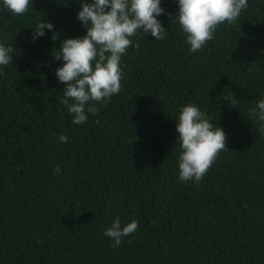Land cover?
Segmentation results:
<instances>
[{"label":"trees","instance_id":"obj_1","mask_svg":"<svg viewBox=\"0 0 264 264\" xmlns=\"http://www.w3.org/2000/svg\"><path fill=\"white\" fill-rule=\"evenodd\" d=\"M161 6L164 38L129 37L119 93L77 125L54 52L86 35L81 0H29L20 15L0 0V44L15 49L0 65V264H264V134L249 115L264 99V0L194 53L178 0ZM39 22L58 38L33 40ZM185 104L226 134L198 185L179 178ZM117 217L138 229L114 248L104 231Z\"/></svg>","mask_w":264,"mask_h":264},{"label":"clouds","instance_id":"obj_2","mask_svg":"<svg viewBox=\"0 0 264 264\" xmlns=\"http://www.w3.org/2000/svg\"><path fill=\"white\" fill-rule=\"evenodd\" d=\"M3 4L20 15L27 12L29 0H3ZM247 8L248 0H178L176 14L194 53L213 39L217 25L225 21L235 24L241 10ZM161 14H165L161 0H92L91 3L81 0L77 19L86 28V35L62 40L59 50L54 52L56 60L64 61L55 74L58 82L64 85L61 102L73 115L74 124H83L88 114H97L98 108L93 101L107 103L113 94L119 93L121 55L133 44L129 37L142 30L156 40L164 38L166 29L157 19ZM46 30L54 33L53 40L58 38L51 22H39L33 29V40L43 37ZM14 51L12 45L0 44V65L11 64ZM223 99L233 107L239 102L234 92ZM179 113L176 119L182 149L178 157L179 178L182 182L194 179L198 185L217 155L228 150L226 134L193 104L181 105ZM249 115L258 117L260 131L264 134V99L249 110ZM59 140L66 143L67 137L60 135ZM56 171L59 172V167ZM137 229L136 220L122 226L117 217L104 235L114 241L112 247L116 248L124 237Z\"/></svg>","mask_w":264,"mask_h":264}]
</instances>
